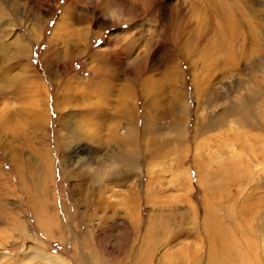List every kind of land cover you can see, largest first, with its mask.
Masks as SVG:
<instances>
[{
    "label": "rangeland",
    "instance_id": "1",
    "mask_svg": "<svg viewBox=\"0 0 264 264\" xmlns=\"http://www.w3.org/2000/svg\"><path fill=\"white\" fill-rule=\"evenodd\" d=\"M104 1L0 0V69L27 76L5 100L14 116L0 130V264H208L212 253V264H229L224 255L241 258L239 245L264 264V0H126L136 11L121 14ZM226 18L232 29L216 35ZM50 48L67 50L60 59L71 64L43 77ZM148 51L154 66L126 83L138 166L118 179L111 119L90 139L77 131L80 140L61 144L68 133L56 112L78 104L71 113L80 117L81 89L104 103L119 96L105 79L86 87L90 58L135 63ZM73 146L91 155L94 172L101 162L100 182L68 161ZM215 239L224 255L210 247Z\"/></svg>",
    "mask_w": 264,
    "mask_h": 264
},
{
    "label": "bare ground",
    "instance_id": "2",
    "mask_svg": "<svg viewBox=\"0 0 264 264\" xmlns=\"http://www.w3.org/2000/svg\"><path fill=\"white\" fill-rule=\"evenodd\" d=\"M54 1L55 0H48V2H51V3H53ZM146 1L153 2L156 0H146ZM104 2L115 5L118 9L117 12H119L120 14H121V12L123 13L124 11L125 12L128 11V9H130L132 12L136 11L132 7V5H130V3L128 4L126 2V0H105ZM184 2H185V0H184ZM45 6H46L45 7L46 8L45 13L52 14V10L54 7H52L50 4H45ZM166 6H168V5L167 4H165V6L162 5L161 8H164ZM169 10L173 13V10H171V9H169ZM69 11H71L70 7H68V6L63 7V13L62 14H68ZM129 13H131V12H129ZM172 13H171V16L169 18L175 17V15H173ZM226 20L231 21V22L226 23L224 21L226 25L223 24L221 26V23L219 25H216L217 26L216 31L219 32V33H216V35H218V36L222 35L223 31L224 30L226 31L227 28L232 29L231 28L233 26L232 20L229 18H226ZM171 22H172L171 20H168L166 22V24L164 22V24H163L164 28L165 29L168 28ZM217 24H218V22H217ZM225 26H226V28H225ZM165 37L167 38V36H165ZM50 50L51 51H49V53L44 54V56L42 57L44 59H42L40 62V68L42 70L43 77H50V76L54 75L55 72H54L53 68L55 67V65H56V67L59 68L58 70H60V68L64 69L69 64H71L70 61L62 62L63 60L61 61V59H60V53L63 52L61 54H65V51H67V50H65V51L60 50L61 51L60 53H59V51H56L55 49H54L55 51H52L51 48H50ZM148 50H150V49H148ZM69 52H71V51H69ZM81 53L84 54L83 52H81ZM81 53H79V54H81ZM71 54H74V53L71 52ZM121 54H124L123 56L126 55L127 58H129L132 55V51L131 50H126V51L124 50V52L123 53L121 52ZM96 55H100V52L98 50L96 51ZM69 56H71V55H69ZM92 57H94L93 54H92ZM92 59L93 58H90V62H89L87 71H88V73H92L93 77H92V79H89L87 81L86 87L98 85L99 82L96 81L95 79H100V81L105 79L106 84L109 83L108 90L109 91L110 90L118 91V92L120 91L119 96L118 95L116 96L114 94H109V95H107L108 101L106 103H104V101H102V99H98V97H100V94L98 95V93L96 91H87V90L81 89L80 90L81 94L79 93L78 99H77V103L80 104L81 111H82V113L80 114V117L75 119V117H74L75 113H71L72 111L76 112V110H74V109L78 104L70 105V104L62 103L61 104L62 110L60 108H58V113L56 112V114H57V119H55L56 126H58L60 134L64 130L68 133L67 135H60L61 144H63V143L69 144L70 143L69 140H72V139L73 140H80L79 136L77 135L78 132H83V133H81V135L82 134L85 135L84 132H86L87 138L90 139L92 137V134L97 133V130H100L101 126L104 123L103 121H105V119H107V118L111 119V121H112L111 124L113 125V131H112L111 137L110 136L109 137H110V142L114 144V149L111 153L112 154L111 156L114 158V161H115L112 164L114 166H116V167H114V169H112V171H113V174L114 173L119 174V175H116V177H118V179H120V177L124 178L123 177V175L125 173L124 169H126V167L129 168L130 166L131 167L132 166H134V167L138 166V161H137L138 154L136 152L137 151L136 150V143L138 140V134H137L138 126L136 123L137 118L135 119V117H137L136 116L137 114L135 115L136 108L135 107L131 108V105H130L131 99L129 98L131 94L127 93V88L129 87L128 86L129 84H126V83H131V84L135 85L136 83H138L137 81H139L141 75L144 74L145 71L149 70V68L151 70L152 66H154V65H152L153 62L151 64V59H152L151 53H149V51H148L143 56L139 57L140 60H135V63H130L129 61L128 62L126 61V62H123L122 64L121 63L118 64V63L114 62L113 59L111 60L108 57L106 58L105 55H102V56L98 57V61L100 62V64L96 65V64H92ZM166 59L169 60V58H166ZM203 60L204 59L200 58V61L203 62ZM94 61H96V60L93 59V63H94ZM4 68L0 69V100H2V103L4 102L7 105L5 107H7L8 111H6L7 113L5 112L4 115L0 116V130H2V132H4V130L6 128L5 123L10 124V122L12 121V120H10L11 115L14 114L13 111L12 112L9 111V106H8L9 104L5 100H11L9 97L11 95L15 94V90L17 89V87H21L22 80L25 81L26 77H27L26 75H25L26 77L24 76V73H19V74L12 73L11 70L14 68L11 65H9L10 71L7 69V67H6L7 70ZM95 68L105 70V72L99 73V72H97L98 70H94ZM28 71H31V70L28 69ZM10 73H12V75H10ZM121 75L123 77H126V78L120 80L118 78V76H121ZM31 77H34V79L35 78L37 79V77L42 78V76L38 73L37 74L36 73L31 74ZM152 78H153L152 75L148 76L147 80L151 81ZM4 83H5V85H4ZM70 85H71V83L67 82L66 86H64V89H68V88L70 89V87H71ZM35 89H36V87H35ZM123 89H124V92H121ZM42 91H44V90H42ZM45 94H47V93H45ZM112 104H115V106H112ZM110 106H111V108H110ZM65 109H67V112L69 114H66L67 112L66 113L63 112ZM96 112L98 115L97 117L91 115L92 113H96ZM101 112H102V114H101ZM41 114H42V112H39V115H41ZM62 116H63V118H61ZM42 117L43 118L41 119V121L37 122V125H44L43 123L45 121V117L44 116H42ZM91 117H94V119H92ZM122 119H124L126 121V124L128 126L122 127L121 130H119L120 131L119 132L116 129L118 128V126L120 127L121 125H123ZM134 119H135V123H134ZM74 122H78V123L80 122L83 124V126H81L79 128V126ZM182 123H183V119L180 118L177 121L178 127L181 128ZM115 127H116V129H114ZM110 131H111V129H110ZM126 137L131 138L132 140L129 141V140H127ZM69 146H72V144ZM69 146H67V147H69ZM69 156H70V158L68 159L69 162L71 161V162L75 163V165L79 166L80 168L84 167L88 171L87 172L88 173L87 182L89 181V183H91V184H95V183L100 182V178L102 176H100L98 174V172L100 171L99 168H100L101 162H95L97 164V167L99 166V168H98V171L94 172L91 168V161H92V158L90 157L91 155H88L87 153L85 154L84 151L81 150V148L77 149L75 146L71 147ZM70 159H72V160H70ZM62 167L66 170L67 169H73L72 165L67 166L66 164H64ZM75 178L78 180H81L82 178H84L82 172H81V174L80 173L76 174ZM90 194H92V193L90 192V193H87L86 195L88 197L89 196L91 197L92 195H90ZM99 194H102V193L99 192ZM206 228H210V224L208 222H206ZM219 237H221V235ZM210 244H212L210 247H212L214 244L216 251H218V252L220 251V253L222 255H224L225 252H227V250H226L227 244L225 243V241L220 244L219 240L217 239L216 241L212 240V242ZM242 247H243L242 245H239V247H238V248H240L239 252H241L240 255L242 257L239 259H236L234 257L232 259L231 257H227L226 255H224L227 262L229 264H249V263L250 264H258V263H256V261L259 258L257 259V257H256L257 260L255 259V257L252 258L250 249L249 248L247 249V247H246L243 250ZM260 252H262V250ZM36 255L38 257L40 256L38 253ZM260 260H262V259H260ZM207 261H208V264H212L213 253ZM213 264H215V263H213ZM224 264H227V263H224Z\"/></svg>",
    "mask_w": 264,
    "mask_h": 264
}]
</instances>
